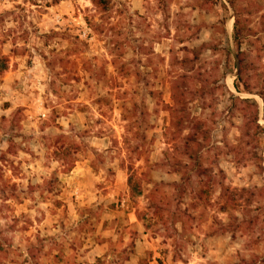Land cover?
<instances>
[{
	"label": "rangeland",
	"instance_id": "1",
	"mask_svg": "<svg viewBox=\"0 0 264 264\" xmlns=\"http://www.w3.org/2000/svg\"><path fill=\"white\" fill-rule=\"evenodd\" d=\"M0 70V264H264V0H0Z\"/></svg>",
	"mask_w": 264,
	"mask_h": 264
},
{
	"label": "trees",
	"instance_id": "2",
	"mask_svg": "<svg viewBox=\"0 0 264 264\" xmlns=\"http://www.w3.org/2000/svg\"><path fill=\"white\" fill-rule=\"evenodd\" d=\"M237 23V21H235V24ZM244 55L242 53H237L236 58H237V75H236V79L238 81H241L242 79V72L247 68V66L249 65V61L247 60V58L243 57ZM2 72V70H0V73ZM243 86L246 87V83L243 81L242 82ZM57 147H53V156L56 159L55 161L59 164V167L62 168L61 172L63 174L67 173L68 171H70V169L73 166L74 160L72 158H74L76 151L70 147H68V145H62V144H56Z\"/></svg>",
	"mask_w": 264,
	"mask_h": 264
},
{
	"label": "crops",
	"instance_id": "3",
	"mask_svg": "<svg viewBox=\"0 0 264 264\" xmlns=\"http://www.w3.org/2000/svg\"><path fill=\"white\" fill-rule=\"evenodd\" d=\"M55 161V160H54ZM55 163H57L56 161H55ZM74 164H75V161H74V163H73V166H72V168L70 169V171L73 169V167H74ZM57 165L59 166V164L57 163ZM70 171H68L67 173H69ZM67 173H65V174H67Z\"/></svg>",
	"mask_w": 264,
	"mask_h": 264
},
{
	"label": "built area",
	"instance_id": "4",
	"mask_svg": "<svg viewBox=\"0 0 264 264\" xmlns=\"http://www.w3.org/2000/svg\"><path fill=\"white\" fill-rule=\"evenodd\" d=\"M41 116H43V115H41Z\"/></svg>",
	"mask_w": 264,
	"mask_h": 264
}]
</instances>
